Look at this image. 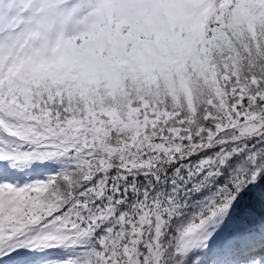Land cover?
Returning a JSON list of instances; mask_svg holds the SVG:
<instances>
[{"label": "snow or ice", "instance_id": "1", "mask_svg": "<svg viewBox=\"0 0 264 264\" xmlns=\"http://www.w3.org/2000/svg\"><path fill=\"white\" fill-rule=\"evenodd\" d=\"M0 264H264V0H0Z\"/></svg>", "mask_w": 264, "mask_h": 264}]
</instances>
